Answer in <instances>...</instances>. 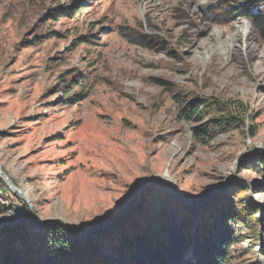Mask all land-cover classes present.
<instances>
[{
    "label": "rangeland",
    "instance_id": "rangeland-1",
    "mask_svg": "<svg viewBox=\"0 0 264 264\" xmlns=\"http://www.w3.org/2000/svg\"><path fill=\"white\" fill-rule=\"evenodd\" d=\"M251 1L0 0V165L29 198L0 177V236L60 226L80 264H126L112 241L160 210L192 233L226 206L228 264H264V37L237 13Z\"/></svg>",
    "mask_w": 264,
    "mask_h": 264
},
{
    "label": "trees",
    "instance_id": "trees-1",
    "mask_svg": "<svg viewBox=\"0 0 264 264\" xmlns=\"http://www.w3.org/2000/svg\"><path fill=\"white\" fill-rule=\"evenodd\" d=\"M237 13L264 37V0H252ZM198 134L208 136L203 128ZM258 163L264 171V160ZM211 210L205 212L204 228L192 233L188 216L175 217L170 210H160L155 219L147 220L145 229L132 225V233L112 241L110 251L126 264H228L229 251L236 241V230L228 224L238 218L231 207L217 209V215ZM82 250L80 239L60 226L29 238L28 226L18 225L0 236V264H80L77 260ZM86 261L94 264L93 259Z\"/></svg>",
    "mask_w": 264,
    "mask_h": 264
},
{
    "label": "water",
    "instance_id": "water-1",
    "mask_svg": "<svg viewBox=\"0 0 264 264\" xmlns=\"http://www.w3.org/2000/svg\"><path fill=\"white\" fill-rule=\"evenodd\" d=\"M0 177L5 181L6 185L12 189L14 192H16L17 194H20L23 196V198L27 201L28 199L20 193V191H17L18 188L10 185V181H9V178L7 177V175H5L2 170H1V165H0ZM187 202L189 203V205H192V203L190 201L187 200ZM33 220V219H32ZM51 222H48L47 224H50ZM59 223V222H58ZM63 225L67 226L69 229L75 231V232H78V233H81L77 228L71 226V225H68V224H64L62 223Z\"/></svg>",
    "mask_w": 264,
    "mask_h": 264
},
{
    "label": "bare ground",
    "instance_id": "bare-ground-1",
    "mask_svg": "<svg viewBox=\"0 0 264 264\" xmlns=\"http://www.w3.org/2000/svg\"><path fill=\"white\" fill-rule=\"evenodd\" d=\"M7 177H8V176H7ZM8 178H9V177H8ZM17 191H20L21 194H23L27 199H29L28 196L26 195L27 193H26L25 190L19 188V189H17Z\"/></svg>",
    "mask_w": 264,
    "mask_h": 264
}]
</instances>
